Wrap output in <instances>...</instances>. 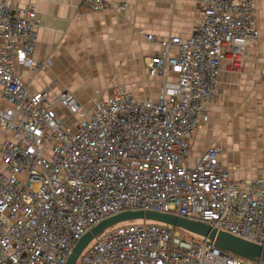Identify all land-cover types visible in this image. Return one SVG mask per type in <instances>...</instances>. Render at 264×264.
<instances>
[{
    "label": "built area",
    "instance_id": "obj_1",
    "mask_svg": "<svg viewBox=\"0 0 264 264\" xmlns=\"http://www.w3.org/2000/svg\"><path fill=\"white\" fill-rule=\"evenodd\" d=\"M190 38H157L148 62L161 77L154 98L116 87L88 109L64 89L32 92L16 63L39 71L41 19L0 0V264H66L77 242L101 221L154 211L200 221L264 247V178L236 182L223 149L193 158L194 132L209 120L225 61H242L259 38L253 0H200ZM93 10L127 3L83 0ZM176 49V53H172ZM173 75L174 78H171ZM59 108H64L63 117ZM79 264H264L190 240L148 220L116 225L92 241Z\"/></svg>",
    "mask_w": 264,
    "mask_h": 264
},
{
    "label": "crops",
    "instance_id": "obj_2",
    "mask_svg": "<svg viewBox=\"0 0 264 264\" xmlns=\"http://www.w3.org/2000/svg\"><path fill=\"white\" fill-rule=\"evenodd\" d=\"M6 1L19 10L33 6L42 24L35 58L45 65L36 72L17 62L16 72L32 92L50 89L54 96L68 89L88 109L119 86L138 97L156 98L162 81L149 76L148 62L162 46L140 30L160 39L186 40L201 18L200 0H106L127 3L124 10H93L83 0ZM253 1L259 38L241 62L225 61L207 108L209 120L191 140L193 158L210 145L221 146L223 167L236 182L264 178V0ZM59 112L67 117L64 108ZM6 136L0 128V145Z\"/></svg>",
    "mask_w": 264,
    "mask_h": 264
},
{
    "label": "water",
    "instance_id": "obj_3",
    "mask_svg": "<svg viewBox=\"0 0 264 264\" xmlns=\"http://www.w3.org/2000/svg\"><path fill=\"white\" fill-rule=\"evenodd\" d=\"M135 220H148L163 224L172 229L178 228L199 236L202 239H208L209 242L224 251L234 253L244 258L253 260L261 259L264 261L263 246L237 237L228 232L218 231L206 223L161 212L126 211L101 221L92 228V230L83 235V237L77 242L66 264H77L78 259L85 248L92 241L102 236L101 234H103L105 230L113 228L120 223Z\"/></svg>",
    "mask_w": 264,
    "mask_h": 264
},
{
    "label": "trees",
    "instance_id": "obj_4",
    "mask_svg": "<svg viewBox=\"0 0 264 264\" xmlns=\"http://www.w3.org/2000/svg\"><path fill=\"white\" fill-rule=\"evenodd\" d=\"M182 231H184V230H182ZM186 232V231H185ZM187 233V237L186 236H184L185 238H187V239H190V240H201L202 238H200V237H198V236H196V235H194V234H191V233H189V232H186Z\"/></svg>",
    "mask_w": 264,
    "mask_h": 264
},
{
    "label": "rangeland",
    "instance_id": "obj_5",
    "mask_svg": "<svg viewBox=\"0 0 264 264\" xmlns=\"http://www.w3.org/2000/svg\"><path fill=\"white\" fill-rule=\"evenodd\" d=\"M110 229H111V228L105 230L104 233H106V232H107L108 230H110ZM186 232H187V231H186ZM186 232H185V231H182L183 235L187 237L188 235H187ZM104 233H103V234H104ZM103 234H101V235H103ZM198 237H199V236H198ZM79 262H80V260H78L77 264H79Z\"/></svg>",
    "mask_w": 264,
    "mask_h": 264
}]
</instances>
